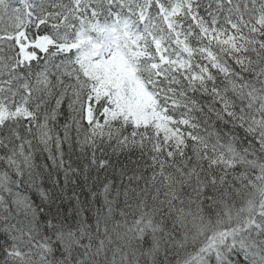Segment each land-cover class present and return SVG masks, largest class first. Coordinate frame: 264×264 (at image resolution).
<instances>
[{
  "label": "snow or ice",
  "instance_id": "6c2138e0",
  "mask_svg": "<svg viewBox=\"0 0 264 264\" xmlns=\"http://www.w3.org/2000/svg\"><path fill=\"white\" fill-rule=\"evenodd\" d=\"M0 264H264V0H0Z\"/></svg>",
  "mask_w": 264,
  "mask_h": 264
}]
</instances>
